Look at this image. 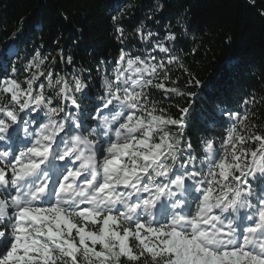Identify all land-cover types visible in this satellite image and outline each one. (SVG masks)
<instances>
[{"label": "snow or ice", "instance_id": "snow-or-ice-1", "mask_svg": "<svg viewBox=\"0 0 264 264\" xmlns=\"http://www.w3.org/2000/svg\"><path fill=\"white\" fill-rule=\"evenodd\" d=\"M122 14L116 41L139 46L100 62L102 92L75 70L69 79L64 49L56 71L43 45L23 80L15 67L0 77V264H264V129L217 105L230 122L219 147L194 148L188 89L203 85L176 52L178 34L141 20L126 35ZM176 25L189 35L183 14ZM3 53L5 68L19 57L15 34Z\"/></svg>", "mask_w": 264, "mask_h": 264}, {"label": "trees", "instance_id": "trees-1", "mask_svg": "<svg viewBox=\"0 0 264 264\" xmlns=\"http://www.w3.org/2000/svg\"><path fill=\"white\" fill-rule=\"evenodd\" d=\"M157 3L163 4L162 11H155ZM121 12L119 22L126 35L141 20L161 35L170 23L168 30L178 34L176 52L203 85L188 89L197 93L185 130L194 148L207 138H215L219 147L230 122L218 113L217 105L241 115L247 111L248 122L264 129V0H256L255 6L249 0H0V57L13 34L19 45V57L7 60V68L0 64V77L10 76L15 67L17 78L23 80L28 75L26 60L43 45L42 55L57 56L56 71L64 73L65 65L57 55L64 49L73 57L66 66L69 79L75 70L92 95L102 92L104 65L100 62L113 61L120 48L139 46L132 36L124 44L116 41L112 16ZM182 14L189 30L184 38L176 25ZM173 76L180 77L181 87L188 79L181 71ZM177 99L173 98V105ZM245 99L247 105L242 103ZM178 102L188 103L187 98ZM170 111L178 115L174 106ZM213 117L217 124L209 128Z\"/></svg>", "mask_w": 264, "mask_h": 264}]
</instances>
